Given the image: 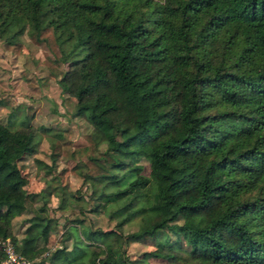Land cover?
<instances>
[{
  "label": "trees",
  "instance_id": "1",
  "mask_svg": "<svg viewBox=\"0 0 264 264\" xmlns=\"http://www.w3.org/2000/svg\"><path fill=\"white\" fill-rule=\"evenodd\" d=\"M48 28L67 63L58 84L112 165L83 173L90 209L115 223L76 218L70 244H38L54 218L24 190L18 159L39 143L26 116L0 121V239L49 264H137L126 246L145 237L161 264H264V0H0L4 41ZM17 207L31 211L20 238ZM113 233L121 248L94 245Z\"/></svg>",
  "mask_w": 264,
  "mask_h": 264
},
{
  "label": "rangeland",
  "instance_id": "2",
  "mask_svg": "<svg viewBox=\"0 0 264 264\" xmlns=\"http://www.w3.org/2000/svg\"><path fill=\"white\" fill-rule=\"evenodd\" d=\"M58 54L49 28L39 37L25 31L13 43L0 37V121L21 127L28 116V127L39 141L35 152L18 159V166L27 179L24 190L41 191L47 214L54 218L38 239L40 246L50 250L64 242L70 244V239L64 240V230L76 218L82 220L79 228L110 229L115 223L101 209H90L95 201L90 199L91 188L83 173L106 172L112 165L103 151L104 145L96 144L90 136L87 113L79 111L75 97L62 91L58 84L67 67ZM142 162V172L148 173V162ZM41 202L38 198L34 204ZM12 211L11 231L20 238L31 211L20 207ZM137 220L135 216L125 231L134 229ZM184 239L185 235L181 241ZM94 245L121 248L123 241L119 233H113L96 240ZM153 247L149 237L131 239L126 253L137 264H161L160 258L144 256V251ZM46 255L43 250L33 260H42L36 264H49Z\"/></svg>",
  "mask_w": 264,
  "mask_h": 264
},
{
  "label": "built area",
  "instance_id": "3",
  "mask_svg": "<svg viewBox=\"0 0 264 264\" xmlns=\"http://www.w3.org/2000/svg\"><path fill=\"white\" fill-rule=\"evenodd\" d=\"M2 256L0 264H33V260L25 257L15 247L14 242L5 237L0 241Z\"/></svg>",
  "mask_w": 264,
  "mask_h": 264
}]
</instances>
